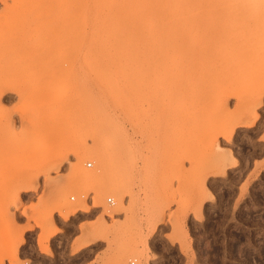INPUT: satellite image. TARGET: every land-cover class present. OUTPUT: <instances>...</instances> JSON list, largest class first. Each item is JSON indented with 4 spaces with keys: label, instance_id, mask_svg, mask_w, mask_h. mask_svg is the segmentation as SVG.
I'll return each mask as SVG.
<instances>
[{
    "label": "rangeland",
    "instance_id": "1",
    "mask_svg": "<svg viewBox=\"0 0 264 264\" xmlns=\"http://www.w3.org/2000/svg\"><path fill=\"white\" fill-rule=\"evenodd\" d=\"M209 10L244 58L121 95L84 0H0V264H264V0Z\"/></svg>",
    "mask_w": 264,
    "mask_h": 264
},
{
    "label": "bare ground",
    "instance_id": "2",
    "mask_svg": "<svg viewBox=\"0 0 264 264\" xmlns=\"http://www.w3.org/2000/svg\"><path fill=\"white\" fill-rule=\"evenodd\" d=\"M84 4L98 23V38L92 46L95 57L90 53L92 56L85 58H94L98 82L112 94H129L133 90L130 87H151L146 85V79L148 72L155 70L158 83L163 79L158 86H164L163 81L170 78L172 87V80L181 69H177V58H220L217 52L223 46L227 50L221 58H244L238 30L210 31L212 18L207 14L211 0H84ZM199 39H203L208 52H197L195 43ZM214 45L219 49H214ZM167 85L162 86V91ZM109 182L107 190L116 192V180Z\"/></svg>",
    "mask_w": 264,
    "mask_h": 264
},
{
    "label": "built area",
    "instance_id": "3",
    "mask_svg": "<svg viewBox=\"0 0 264 264\" xmlns=\"http://www.w3.org/2000/svg\"><path fill=\"white\" fill-rule=\"evenodd\" d=\"M89 165H91V164H89ZM109 202H111V203H113V200L111 199V198H109V200H108Z\"/></svg>",
    "mask_w": 264,
    "mask_h": 264
}]
</instances>
